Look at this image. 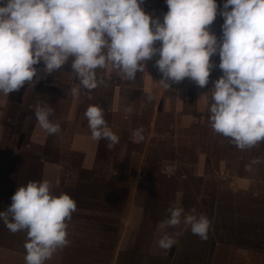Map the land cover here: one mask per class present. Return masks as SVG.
<instances>
[{"label":"rangeland","instance_id":"rangeland-1","mask_svg":"<svg viewBox=\"0 0 264 264\" xmlns=\"http://www.w3.org/2000/svg\"><path fill=\"white\" fill-rule=\"evenodd\" d=\"M224 2L218 0L220 9ZM142 7L161 19L168 11L166 0H144ZM220 9L210 26L217 36L224 22ZM156 58L135 81L121 80L111 65L99 70L105 83L91 92V99L83 90L72 94L80 86L71 58L19 92H0V206L6 210L19 186L48 179L56 194L83 200V218L91 214L89 209L99 208L102 224L114 221L113 226L102 225L119 235L111 241L115 261L110 264H209L210 256L214 260V255L220 259L227 254L231 264H240L237 258L251 260L255 251H264V162L251 164L255 157L264 158V143L241 150L211 128L210 89L223 74L218 54L203 88L189 78L165 88ZM38 101L54 108L51 119L60 124L59 133L49 135L39 127L34 114ZM91 104L105 109L119 136L111 150L107 140L92 138L84 116ZM128 107L130 113L125 112ZM139 128L143 140L134 135ZM173 204L208 217L207 240L183 224L159 228ZM122 229L130 232L120 247ZM165 231L179 233L169 250L157 246Z\"/></svg>","mask_w":264,"mask_h":264},{"label":"clouds","instance_id":"clouds-1","mask_svg":"<svg viewBox=\"0 0 264 264\" xmlns=\"http://www.w3.org/2000/svg\"><path fill=\"white\" fill-rule=\"evenodd\" d=\"M144 0H0V92H19L26 84L45 79L71 58L80 91L88 93L105 83L99 70L109 65L123 81H135L147 62L155 59L161 83L191 79L208 85L217 66L220 78L210 89L208 111L211 128L241 149L264 143V0H166L168 11L160 16L145 11ZM224 18L221 35L210 26ZM157 42H159L157 44ZM42 63V67L37 65ZM35 78V80H34ZM149 101L152 93H147ZM131 107L125 109L126 113ZM54 108L43 101L34 105L40 128L49 135L61 131L54 122ZM105 109L91 104L84 116L94 140H107L111 150L119 136L110 128ZM143 128L134 135L143 140ZM264 162L255 157L251 164ZM11 204L0 211V221L12 233L26 231L25 264H46L68 246V226L77 202L66 192L56 194L48 179L30 180L19 186ZM160 229L190 226L193 235L207 240L211 223L196 209L179 204L168 209ZM179 233L167 231L157 241L171 249Z\"/></svg>","mask_w":264,"mask_h":264},{"label":"crops","instance_id":"crops-1","mask_svg":"<svg viewBox=\"0 0 264 264\" xmlns=\"http://www.w3.org/2000/svg\"><path fill=\"white\" fill-rule=\"evenodd\" d=\"M81 202L77 203V210L69 222L68 238L70 243L62 250L56 252L51 259L46 261V264H110L114 260L115 247L112 242L119 235L112 229L106 231L102 228L103 224L115 225L114 221H109L112 219L108 214L107 218L109 222L102 224L101 218H99V208H96L94 211L89 209L86 212H90L91 214L83 218L85 216L82 215L85 211L81 209V206L79 207ZM0 205H2L1 202ZM0 207V211L5 210L4 207ZM129 232L127 229L121 230V237L119 239L120 247H122L121 245L125 242V238H127ZM26 236V231H19L17 233L10 232L3 221H0V264H25L24 257L26 251L24 244L26 242ZM102 241L104 245H101ZM255 253L257 255H252L251 260H240L237 258V261L240 264H264V251H255ZM227 256L228 254L226 257L219 259L218 256L215 257L214 255V260H211L210 256L209 264H231ZM143 257L145 258L144 255ZM144 262H146L145 259Z\"/></svg>","mask_w":264,"mask_h":264}]
</instances>
